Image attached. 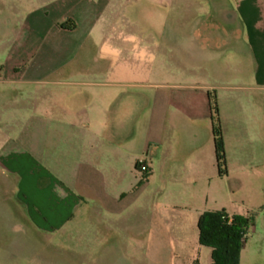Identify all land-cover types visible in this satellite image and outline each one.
<instances>
[{"label": "crops", "instance_id": "1", "mask_svg": "<svg viewBox=\"0 0 264 264\" xmlns=\"http://www.w3.org/2000/svg\"><path fill=\"white\" fill-rule=\"evenodd\" d=\"M66 1L61 15L73 27L59 28L60 40L46 46L23 45L26 22H20L5 51L9 63L1 68L0 80L9 88L0 93L9 91L11 99L0 104V121L7 118L0 125V175L27 221L54 232L81 221L97 229L127 228L149 216L166 223L176 238L198 239L202 211L224 209L252 213L254 227L257 203L244 187L264 181V112L259 123L253 98L239 92L234 73L244 68L241 61L225 60L227 51L235 52L219 31L218 23L229 18L219 13L220 0L213 17L197 20L198 13H186L192 31L184 49L126 24L125 0ZM243 10L239 19L248 16ZM165 17L161 13L156 30L160 38ZM32 27L29 23L27 32ZM247 42L251 75L256 56L249 33ZM192 46L200 54V70L191 65ZM148 59L158 62L157 74L136 76ZM215 115L225 150L222 174L215 157ZM140 158L149 167L146 177L136 166ZM229 176L241 182L244 212L233 207L229 189L220 190ZM260 220L264 224V214Z\"/></svg>", "mask_w": 264, "mask_h": 264}, {"label": "rangeland", "instance_id": "2", "mask_svg": "<svg viewBox=\"0 0 264 264\" xmlns=\"http://www.w3.org/2000/svg\"><path fill=\"white\" fill-rule=\"evenodd\" d=\"M215 1L218 2L176 0L171 4L170 0H125L122 11L127 17L126 24L136 25L147 35H155L163 41H173L176 46L181 47L192 31L186 13H198L197 20L213 17L217 13L214 8ZM239 1L241 0L218 2L221 3L219 13H228L229 17L218 23L219 31L226 35V48L235 52L227 51L225 60L233 63L234 59H239L243 64L241 72L239 70L234 73L240 78L239 92L253 98L255 112H258L257 121L260 123V112H264V17L259 16L264 10V0H261V5L257 0H243L240 9L242 12L244 8L247 10L246 19L238 18ZM66 4L65 0H0V75L3 72L2 66L9 63L5 51L11 46L17 28L21 27L20 22L26 23L23 25V36L19 43L25 45L30 41L32 44L46 46L48 42L60 40L57 30L65 29L61 24L68 19L61 14L68 8ZM161 13L167 16L163 22L162 38L156 32L160 28ZM174 17L177 18L176 21L172 20ZM257 18L260 20L259 26L254 27L253 22ZM201 22L202 20L199 26ZM29 23L33 24L34 29L27 32ZM238 31H242L241 36L234 37L233 33ZM247 33L255 45L256 57L252 60L251 75L246 69L249 61ZM181 48L184 49V46ZM195 50L194 46L190 49L191 65L195 70H200V64H197L200 54ZM176 54L183 55L180 52ZM157 63L154 64L152 59H148L145 70L140 69L142 73L136 76L152 78L157 74ZM255 74L258 80H255ZM5 80H0V90L9 88ZM249 84L253 86H245ZM8 92L0 93V104L10 102L11 94ZM3 120L7 118H2L0 125L5 124ZM24 121L22 126L25 125ZM234 179L229 176L222 182L220 190L229 189L233 207L244 212L246 207L239 195L242 194L243 187L241 182ZM247 184L244 188L255 196L257 206L253 209L257 211L258 219L255 226L248 229L247 238L239 252L238 264H264V224L260 220L264 214V181ZM146 219V222L127 228L110 229L99 225L97 229L91 227L89 222L81 221L61 230L46 232L27 221L15 191L0 175V264H212L211 249L202 246L196 235L176 238L166 223H155L149 216Z\"/></svg>", "mask_w": 264, "mask_h": 264}, {"label": "trees", "instance_id": "3", "mask_svg": "<svg viewBox=\"0 0 264 264\" xmlns=\"http://www.w3.org/2000/svg\"><path fill=\"white\" fill-rule=\"evenodd\" d=\"M62 27L71 28L73 23L63 21ZM213 110H216L213 100ZM213 139L218 172H225L224 145L218 117L213 116ZM138 168V164L136 163ZM139 169V168H138ZM143 177H146L145 174ZM254 223V215L229 214L224 209H206L198 218V241L211 247L212 264H238L239 252L247 238L248 229Z\"/></svg>", "mask_w": 264, "mask_h": 264}, {"label": "built area", "instance_id": "4", "mask_svg": "<svg viewBox=\"0 0 264 264\" xmlns=\"http://www.w3.org/2000/svg\"><path fill=\"white\" fill-rule=\"evenodd\" d=\"M137 164H138V168L139 170L145 174V176H147L148 172H149V167L146 163V161L143 159V158H140L138 161H137Z\"/></svg>", "mask_w": 264, "mask_h": 264}]
</instances>
